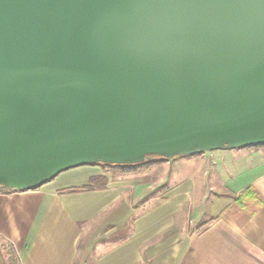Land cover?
I'll list each match as a JSON object with an SVG mask.
<instances>
[{"label":"water","instance_id":"water-1","mask_svg":"<svg viewBox=\"0 0 264 264\" xmlns=\"http://www.w3.org/2000/svg\"><path fill=\"white\" fill-rule=\"evenodd\" d=\"M264 145V0H0V186Z\"/></svg>","mask_w":264,"mask_h":264},{"label":"crops","instance_id":"crops-1","mask_svg":"<svg viewBox=\"0 0 264 264\" xmlns=\"http://www.w3.org/2000/svg\"><path fill=\"white\" fill-rule=\"evenodd\" d=\"M235 151L210 152L236 166L220 154L225 176L212 162L219 190L198 206L191 181L162 190L165 178H111L98 165L35 189L0 186V253L6 264H264V147Z\"/></svg>","mask_w":264,"mask_h":264},{"label":"rangeland","instance_id":"rangeland-1","mask_svg":"<svg viewBox=\"0 0 264 264\" xmlns=\"http://www.w3.org/2000/svg\"><path fill=\"white\" fill-rule=\"evenodd\" d=\"M259 147H264V145H259V146H251V147H244L240 149H232V151L235 150H251L254 148H259ZM222 149H219V151ZM236 152V151H235ZM204 154V155H203ZM220 154L225 155V153H216L214 156L216 158H213V155L209 152H204L199 155H186V156H179L175 159H170V160H165L163 162H160V164L153 166L151 168H143V167H138L136 171L133 172H128V173H120L117 171H114L110 167H103L105 172L111 174V178H116V177H123V178H136L137 179H143L142 176H146L145 178L149 180H153L156 176L159 177V179H163L166 181V186L163 187L162 190H169L172 188H176V186H179L180 184L191 181L192 184L195 187V205L198 206L199 201H197L198 198L201 197V194L204 193L205 190L210 194L217 192L219 190L216 187H212L211 185H215L214 181L215 178L217 177L216 170H211L210 167H212V162L216 160L218 169L220 170L221 175H227L225 167L223 166V161L219 157ZM203 155V156H202ZM195 156H201L198 161H195L192 163L193 159ZM225 156H228L229 158L231 157V154H227ZM231 163H227L230 165V170L232 171L235 166L236 162L232 158H230ZM191 161V162H190ZM136 164H130L126 166H135ZM143 164V163H141ZM239 164V163H238ZM125 166V165H124ZM138 166V165H137ZM161 177V178H160ZM223 177V176H222ZM211 188L212 191H209ZM189 195H193V193H189ZM197 201V202H196ZM192 220L194 221H199L200 214L198 212H194L192 214Z\"/></svg>","mask_w":264,"mask_h":264},{"label":"trees","instance_id":"trees-1","mask_svg":"<svg viewBox=\"0 0 264 264\" xmlns=\"http://www.w3.org/2000/svg\"><path fill=\"white\" fill-rule=\"evenodd\" d=\"M165 161L164 159L160 158V157H152L150 159H147L146 162H144L141 165H135V166H124V165H118V164H100V163H96L93 165H98V166H103V167H110L111 169H113L114 171L120 172V173H128V172H133L136 171L138 169V167H143V168H148L152 165L158 164L160 162ZM98 182H96L95 184L101 187L105 186L107 179L106 178H100L99 180H96ZM0 264H6L1 253H0Z\"/></svg>","mask_w":264,"mask_h":264}]
</instances>
